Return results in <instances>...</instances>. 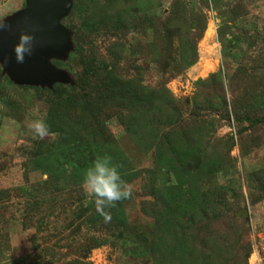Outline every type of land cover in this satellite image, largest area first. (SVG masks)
<instances>
[{"label": "rangeland", "instance_id": "obj_1", "mask_svg": "<svg viewBox=\"0 0 264 264\" xmlns=\"http://www.w3.org/2000/svg\"><path fill=\"white\" fill-rule=\"evenodd\" d=\"M61 24L71 82L0 64V264H264V0H70ZM103 156L131 187L110 219L82 186Z\"/></svg>", "mask_w": 264, "mask_h": 264}, {"label": "water", "instance_id": "obj_2", "mask_svg": "<svg viewBox=\"0 0 264 264\" xmlns=\"http://www.w3.org/2000/svg\"><path fill=\"white\" fill-rule=\"evenodd\" d=\"M26 6L4 24L0 31V64L16 85L67 84L71 78L55 68L51 58H60L70 48L68 32L61 24L70 8V0H25ZM22 33L33 37L30 55L18 62L14 51Z\"/></svg>", "mask_w": 264, "mask_h": 264}, {"label": "clouds", "instance_id": "obj_3", "mask_svg": "<svg viewBox=\"0 0 264 264\" xmlns=\"http://www.w3.org/2000/svg\"><path fill=\"white\" fill-rule=\"evenodd\" d=\"M6 25L0 22V31ZM33 48V37L22 33L14 48L17 61L23 62L25 55H30ZM29 128L36 137L43 138L49 134V128L44 119H35L29 123ZM83 189L87 196L94 198L97 212L110 219L105 209L114 207L116 202L131 196V187L123 180L118 166L113 164L108 156L96 159L86 170L83 179Z\"/></svg>", "mask_w": 264, "mask_h": 264}, {"label": "trees", "instance_id": "obj_4", "mask_svg": "<svg viewBox=\"0 0 264 264\" xmlns=\"http://www.w3.org/2000/svg\"><path fill=\"white\" fill-rule=\"evenodd\" d=\"M195 56L192 55L190 60L186 63L183 64V68H188L194 63ZM153 99H158V92L151 90L141 83V81L137 84V104L143 105L148 103V100H153ZM159 116L164 117V118H178L180 116V112L177 109V107L174 104V100L172 97L168 96V99L165 101V107L161 111L158 112ZM169 126V124H168ZM77 145L76 149L80 150L83 146L82 144V139H77ZM76 172L80 173L78 170ZM124 225L120 224L118 227H123Z\"/></svg>", "mask_w": 264, "mask_h": 264}]
</instances>
